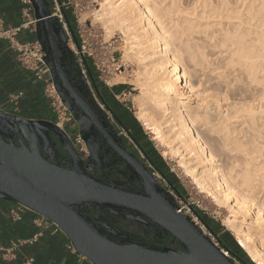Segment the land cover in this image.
<instances>
[{
  "label": "bare ground",
  "instance_id": "1",
  "mask_svg": "<svg viewBox=\"0 0 264 264\" xmlns=\"http://www.w3.org/2000/svg\"><path fill=\"white\" fill-rule=\"evenodd\" d=\"M152 1L103 0L95 16L106 19L107 29L119 26L128 43L126 54L143 64L145 71L135 79V85L141 89L136 96L139 118L175 157H180V165L198 192L227 209L226 225L252 260L264 264V196L256 202L255 195L258 171L264 169V115L250 107L241 122L245 125L239 127L237 119L232 120V114L240 112L237 104L222 109L223 99L211 101L212 95L205 88L210 79L196 83V69H188L183 63L184 53L196 64L202 63L200 46L191 44L190 39L183 40L187 31L184 33L178 22L167 21L169 9ZM174 3L170 4L173 11L177 10ZM210 25L214 29L218 26ZM262 25L264 14L257 26ZM204 28L198 23L190 24L187 37L194 38L195 33L198 37ZM258 31L261 44H253L246 34L239 39L229 34L221 38L226 47L231 40L244 48L251 45L237 55L232 52L228 55L230 62L244 65L251 74L256 65L253 58L264 55V28ZM31 140L39 149L36 136L32 135ZM231 155L245 157L240 163L232 161Z\"/></svg>",
  "mask_w": 264,
  "mask_h": 264
},
{
  "label": "water",
  "instance_id": "2",
  "mask_svg": "<svg viewBox=\"0 0 264 264\" xmlns=\"http://www.w3.org/2000/svg\"><path fill=\"white\" fill-rule=\"evenodd\" d=\"M37 19L38 38L45 42L46 62L64 102L79 122L80 135L88 143L85 129L92 124L106 138L112 137L100 114L73 84L66 67V35L52 16L48 0H31ZM73 32V31H72ZM51 55V60H50ZM67 97L75 104L70 105ZM86 119V124L83 120ZM57 136L72 156L76 149L68 134L54 122L31 120L0 108V193L10 200L56 223L75 249L93 264H235L196 226L188 216L159 194L145 196L118 188L73 166L53 162L36 149L31 136ZM17 137L19 143L13 139ZM26 140L28 144L25 143ZM44 150L48 148L44 145ZM83 207L105 209L116 215L134 211L145 215L180 241L185 249L156 247L114 236L81 211Z\"/></svg>",
  "mask_w": 264,
  "mask_h": 264
},
{
  "label": "rangeland",
  "instance_id": "3",
  "mask_svg": "<svg viewBox=\"0 0 264 264\" xmlns=\"http://www.w3.org/2000/svg\"><path fill=\"white\" fill-rule=\"evenodd\" d=\"M149 1L153 2L152 0ZM155 1H157L160 6L162 5L161 7H166L169 9V13H167L166 15L167 21L174 20V22H178L184 33L187 31L182 39L185 41L190 39L189 42H191V44H198L200 46L199 52L202 56V63L196 64L193 60H189L187 58L188 54L186 53H184L183 63L188 69H196V83H198V80H202L203 82H205L210 79L205 88L208 89V92L212 95L211 101H213V99L218 101H221V99H223L221 102L222 109L227 108L229 105L237 104L238 107H240V112L233 113L232 120L233 118L234 120L237 119L238 122H235L239 127H243L245 125H242L241 122L243 119H245V117L248 116L246 109L250 107L254 108L259 115H264V55H262L261 57L259 56L258 58H253V62L256 65H254L255 67H253V74H251L248 69L244 67V65L238 64L237 62H230V59L228 57L230 52L237 55V52L240 53L242 49H250L251 45L246 44L244 48V46H241V44H239V46L235 40L229 41L228 47L223 46L221 43V38L224 34H229V36L233 38L238 37L237 39H239L240 35L246 34L248 35V38L250 37V40L248 38L247 39L249 41L252 40L253 44L261 42L258 39L260 38L259 36H261V33H258V30L262 31L264 25H262L261 27H258L257 25H259L260 23V17L264 14V2L262 3L263 0ZM48 2L52 13H57L58 15H60L64 14L65 10V12L69 15L70 19L73 22L75 31L78 24L76 15H78V18L81 21L86 20L88 24H93L98 29H101L104 32L106 39H109L110 37L115 35V37L118 39L116 49L117 64L115 65V67H119V65H122V63H124V65L119 68V70L121 69L123 72H117L114 75H108V80H110V83L114 84L113 87H111L112 90L108 89V87L105 86L103 82L101 83L100 81H98V84L101 85L100 89L102 93L104 94L106 99H108L111 107L117 112L120 111L118 115H122V113L129 114L127 120L125 119L124 122L127 123V126L132 133L142 138L146 142L147 146L152 149L153 156L156 157L163 168H165V170H167L168 173L171 174L173 182L181 190L184 197L189 198L190 200L195 201L200 205V207H197V211L199 212L201 217L200 223L205 225L206 227H212L217 236L224 242L230 243L229 240L233 238L234 240H236L238 245L247 253V251L239 243L235 233L230 230L225 223L226 219L229 216L227 209L218 207L213 202H211V200L207 199L204 194L198 192V189H196V186L192 183V179L186 175L184 168L180 165V157H175L170 152L169 148L164 146L156 138V135H154L152 131L146 128L143 121L139 118V105H137L136 96L140 94L141 89H138L137 85H135V79L138 77L139 73H142L145 70H142L143 64L137 63L136 59L129 57L126 54L128 51V43L127 40H125V34L119 28V26H112L111 28L107 29V27H104L106 24L104 20L106 19L103 18L104 20H102V18L100 19V16H95L96 11L101 8V2H103V0H48ZM63 3L64 5H62ZM87 3H89V5H92L87 9H83L82 7H84ZM172 3L175 4L174 6L175 8H177V10L173 11L170 5ZM261 7L263 8V10H261ZM214 12L216 13V15L214 14ZM230 16L233 17L231 18ZM193 23L194 25L195 23H198L201 25V27L203 25L205 28L207 27L210 30H206L204 28L205 31L200 33L202 35L198 34L197 37V34L195 33L194 38H192L193 36L187 37V34L189 35L190 33L188 28H190V24L192 26ZM210 24H218V26L214 29ZM67 39L68 36L66 37L65 46L69 51V55L72 57V59H74V53L73 51H71V49H69V45H72L70 44L71 41L69 39L67 41ZM259 46L260 45H258L256 48H258ZM92 70L95 78L98 79V74L95 72V69L93 67ZM80 76L85 82V85L89 89L95 104L100 109L106 121L109 122L113 126V128H115L119 136H125L129 138V131L124 128L122 130L118 128V126L122 125L116 118L115 114L111 111L110 115L112 119H109L106 112L109 111V108L106 106L105 110H103L99 106L98 102H100V104H103L104 102L96 93V90L92 85V81L89 78L87 80V78L83 77V75L81 74ZM141 76L143 78L146 77L145 72L141 74ZM240 115L241 117H239ZM128 118L130 119L128 120ZM85 122L86 119L83 120V123ZM79 126V122L75 119L72 123L67 124L65 126V129L68 131V133L74 136L75 131H80ZM231 157L232 161L239 160L241 163L243 162V158L245 157V155H231ZM240 159H242V161ZM258 173L259 175L257 181L259 182V185L255 190L256 202H258L264 196V169H260ZM93 210L102 213L103 216L108 215L107 213L101 212L96 208L83 207L81 209L82 213L91 219L92 217L89 211ZM95 221L100 222L98 218L95 219ZM116 222L120 223L126 229L131 228L134 225L127 219L117 220ZM124 233L129 235L126 232ZM231 247L234 248V246ZM235 251L240 253L237 249ZM236 259L238 261L237 264H244L240 258L236 257ZM254 263L257 264L256 262Z\"/></svg>",
  "mask_w": 264,
  "mask_h": 264
},
{
  "label": "flooded vegetation",
  "instance_id": "4",
  "mask_svg": "<svg viewBox=\"0 0 264 264\" xmlns=\"http://www.w3.org/2000/svg\"><path fill=\"white\" fill-rule=\"evenodd\" d=\"M42 41L45 46L47 39H43ZM66 53V67L74 86L86 101L100 114L111 132L112 137L110 140H107V138L89 122V125H87L85 129L88 140V143L85 142L87 154L80 153L74 146L77 156H72L61 147L57 136L52 133L46 134V144L44 143V139H38L36 137L42 153L50 157V159L57 164L69 168L76 166L118 188L145 196H151V191H153L168 201L177 211V204L173 196L167 190L165 184L167 183L180 197L183 198L184 195L173 182L171 174L168 173L159 160L153 156L152 149L147 146L146 142L131 132L127 123L120 122L124 129L129 131L130 137L127 138L118 135L115 128L106 121L100 109L95 104L89 89L78 72L79 70L74 60L68 52ZM52 73L55 74L54 69ZM67 99L69 104L73 105L76 110L79 111L80 115H83L68 97ZM13 140L19 143L17 137ZM24 141L28 144L26 140ZM44 145L47 146L48 152L44 150ZM96 209L108 215L103 216L102 213L94 210L89 211L92 220L102 229L114 236L156 247H168L169 245H173L179 249H185L180 241L145 215H140L137 212L129 210L120 211L122 215H116L105 209ZM97 218L100 222L95 221ZM124 219L129 220L134 225L126 229L120 223L116 222L117 220Z\"/></svg>",
  "mask_w": 264,
  "mask_h": 264
},
{
  "label": "built area",
  "instance_id": "5",
  "mask_svg": "<svg viewBox=\"0 0 264 264\" xmlns=\"http://www.w3.org/2000/svg\"><path fill=\"white\" fill-rule=\"evenodd\" d=\"M21 4V21L18 24L7 25L0 18V39L6 41L9 44L10 49L15 53L18 61L22 64V66L33 74L35 79L41 83L42 91L46 98L49 101V107L51 113L54 115L53 122L64 130L69 138L71 139L73 145L76 149L82 153L87 154V146L83 138L81 137L79 132H75L74 136H72L65 129V126L69 123H72L75 120V117L70 112L68 107L66 106L64 99L59 92L56 82L53 78V73L51 67L46 62V50L43 44V41L38 38L37 35V19L35 16V11L31 0H19ZM61 1V0H59ZM64 5V3L62 4ZM89 3L85 4L83 9H87L91 6ZM52 12V11H51ZM64 15V17H63ZM52 16L56 18V20L60 23L62 29L65 32L66 37L71 41L69 45V49L73 51V60L78 70L83 77L90 79L88 66H91L95 69V72L98 74L97 81L103 82L108 89L112 90L114 84L110 83L108 80V75H114L117 72H123L119 68L124 65H119L115 67L117 64V42L118 39L114 36L109 39L105 38V34L101 29H98L93 24H88L86 20L81 21L76 15L78 24L76 26L75 33L71 31L69 22L66 18V12L64 10V14L58 15L57 13H52ZM72 35H71V33ZM36 34L34 37L28 36V34ZM74 40H73V37ZM67 39V41H68ZM69 43V42H68ZM91 80V79H90ZM23 95V92L20 91L15 95H11L10 101L17 102L19 98ZM101 109L105 110L106 104H100ZM108 114V118H111L110 112L106 111ZM112 119V118H111ZM119 129H123V126H118ZM167 190L173 196L176 204L177 211L184 213L186 216L190 218V220L199 227V229L203 232V234L208 237L211 242L220 249L222 254L231 259L235 264L238 263L236 257L231 250H229L221 241V239L217 236L216 232L213 231L209 226L200 223V214L197 211V207H200L198 203L190 200L186 197H180L171 187L165 184ZM17 209H12V214L16 219H22V215L18 211L19 208H27L20 203H17ZM29 209V208H27ZM31 210V209H29ZM33 211V210H32ZM35 212V211H33ZM36 213L34 217V223L43 228L48 225H52L56 227V230H61L59 226L44 217L43 215ZM42 234V230H39L34 234L32 238H29L27 242L33 243L36 239ZM174 247L173 245H169ZM168 246V247H169ZM18 245L13 244L9 247H3L0 245V257L2 259H12L15 257V251ZM71 248L75 249L73 244H71ZM33 259L30 258L24 264H30Z\"/></svg>",
  "mask_w": 264,
  "mask_h": 264
},
{
  "label": "crops",
  "instance_id": "6",
  "mask_svg": "<svg viewBox=\"0 0 264 264\" xmlns=\"http://www.w3.org/2000/svg\"><path fill=\"white\" fill-rule=\"evenodd\" d=\"M0 18L7 25L21 21L19 0H0ZM34 37L36 34H29ZM22 91L17 102H11V95ZM0 108L8 113L31 120L53 121L49 101L32 73L18 61L9 44L0 39ZM77 132V131H75ZM14 202L0 193V245L9 247L18 245L15 257L2 259L0 264H24L30 258V264H93L76 249L62 230L48 225L43 228L34 223L36 213L27 208H19L22 219H16L12 209H17ZM42 234L33 243L27 242L35 233Z\"/></svg>",
  "mask_w": 264,
  "mask_h": 264
},
{
  "label": "trees",
  "instance_id": "7",
  "mask_svg": "<svg viewBox=\"0 0 264 264\" xmlns=\"http://www.w3.org/2000/svg\"><path fill=\"white\" fill-rule=\"evenodd\" d=\"M51 9V8H50ZM66 18L69 22V25H70V29L71 31H73L75 33V30H74V27H73V22L72 20L70 19L69 15L66 13ZM88 70H89V77L92 81V85L94 87V89L96 90V92L98 93V96L99 98L106 104V106L115 114L116 118L120 121V122H124V120L126 119L127 120V117L129 116L128 113L124 114L122 113V115H118V113L120 111H116L114 110L111 105L109 104V101L108 99H106V97L104 96V94L102 93L101 89H100V86L98 84V81L97 79L95 78L94 76V73H93V70L91 68V66H88ZM126 111V110H124ZM130 118H128L129 120ZM125 123V122H124ZM213 231L214 229L212 227H210ZM222 243L229 249L231 250V252L237 256L238 258H240L244 264H255L251 258L247 255V253L238 245V243L236 242V240H234L233 238H231L229 240L230 243H227V242H224L222 239H221ZM231 246H234V248H236L240 253L236 252L234 248H232Z\"/></svg>",
  "mask_w": 264,
  "mask_h": 264
}]
</instances>
